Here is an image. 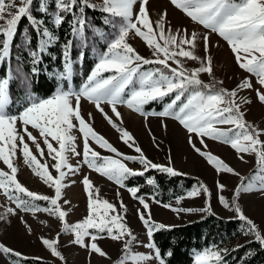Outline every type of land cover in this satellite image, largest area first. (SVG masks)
I'll list each match as a JSON object with an SVG mask.
<instances>
[{"label":"snow or ice","instance_id":"6c2138e0","mask_svg":"<svg viewBox=\"0 0 264 264\" xmlns=\"http://www.w3.org/2000/svg\"><path fill=\"white\" fill-rule=\"evenodd\" d=\"M169 3L192 25L205 31H190L186 26L171 27L167 10L153 20L149 0H100V3L93 0H0V68H4V74L0 76V164L3 165L0 167V197L4 200L0 203V221L10 223V218L16 217L29 235L33 234V228L25 215L39 219L38 214H46L57 221L60 230L53 237L41 236L40 240L60 264H67L61 251L64 235L71 236V243L86 250L89 256L98 255L107 260L111 257L99 242L107 239L119 243L122 251L114 264H167L173 253L171 250L162 253L154 237L156 232L170 230L173 226L152 220L149 201L160 204L178 217L181 213L194 212L215 215L211 205L213 194L203 182L175 197V205H181L185 199L203 195L206 204L199 209L162 203L156 194L146 199L145 195H138L141 186L127 184L132 178L142 177L145 184L157 188L155 177L148 173L156 171L169 177L186 176L187 173L171 166L170 156L168 164L162 165L145 155L135 137L122 126L121 106L145 121L150 117L159 118L165 129V120L178 122L185 130L188 145L217 175L239 177L231 200L220 194L225 186L217 181V199L234 213L232 218L242 222L243 234L253 236L264 249V233L244 214L239 204L244 194L264 195V129L245 118L242 104L252 101H238L239 91L251 89L257 100L264 104V0H169ZM86 10L102 13V25L107 30L94 25ZM25 20L27 27L20 31V24ZM65 23L69 33L61 45L62 67L57 72H48L49 78L58 82L57 87L50 97L44 98L32 90V84L41 75L44 57L56 59L50 49L60 43L57 33ZM33 34L35 47L32 46ZM212 34L227 43L235 64L255 77L259 88L249 77L233 89L218 87L224 81L218 80L214 73L210 55ZM18 38L19 43L16 42ZM136 38L150 50V57L141 55L130 43ZM101 43L103 49L97 47ZM201 45L203 55L198 54ZM86 50L93 52L95 63L83 82L74 87V67L85 60ZM25 62L30 65L28 72L23 71ZM186 62H195L199 66L189 69ZM202 74L212 82L205 83ZM14 81L23 90L19 105L22 110L15 113L11 111L10 94ZM82 101L92 104L119 133L120 141L136 155L121 152L99 134L93 127L92 113L87 114V119L82 113ZM154 102L161 104L162 110H146L145 106ZM152 139L156 141L154 135ZM206 140L229 146L243 163L248 162L247 156L253 157L254 171L248 177L241 175L208 151ZM97 149L110 155H103ZM21 159L52 195L32 191L21 183L17 164ZM129 163L140 167L132 168ZM84 166L125 189L138 202L142 210L137 209V216L144 226L146 242H140L128 226L124 202L120 200L117 207V204L101 199L99 189L87 175L81 180L87 214L74 224L68 221L69 211L65 206L71 201L65 198L64 190L69 184L76 183L71 177L81 174ZM39 223L50 226L45 219H40ZM140 246L148 251L134 250ZM240 247L242 245H237L231 251ZM229 253V249L214 245L195 252L194 264H228L226 256ZM0 258L5 264L43 259L27 257L2 242Z\"/></svg>","mask_w":264,"mask_h":264},{"label":"rangeland","instance_id":"374dc122","mask_svg":"<svg viewBox=\"0 0 264 264\" xmlns=\"http://www.w3.org/2000/svg\"><path fill=\"white\" fill-rule=\"evenodd\" d=\"M93 2L100 3V0H93ZM149 8L153 20H156L161 12L167 10L168 20L171 21V27L176 28L186 26L190 31H205L199 26L192 25L188 18H186L179 10L171 6L169 0H149ZM89 35L91 34L89 33ZM210 41V55L213 58L215 76L218 80L224 81V84L218 85V87L233 89L236 88L237 84L240 83L245 77H249L252 80L254 86L259 88V85L256 84V78L249 76V74L243 72L235 64L233 54L231 53V50L225 41L215 34L210 36ZM130 43L141 55L150 57V50L147 49V47L139 38L130 40ZM97 47L99 49H103L104 45L101 43L98 44ZM198 54L203 55L202 45ZM85 60V66L90 62L91 67L89 66V69L91 70L95 63V56L92 51L86 50ZM185 66L189 69H192L198 67L199 65L195 62H186ZM80 70L81 69H79L78 66L74 67V87H78L85 78L79 76ZM85 71L87 74L89 73L88 69H85ZM201 78L205 83L212 82L211 78H209L206 74H202ZM15 83L16 88L21 94V99H16V97L12 96L10 93L13 98V106L11 108L13 113L15 110H22L19 105L23 97L22 86L18 82ZM243 100L252 101L251 104H242V110L245 112L246 120L258 128L264 129V104H261L257 100L255 91L251 89L239 91L238 101L242 102ZM106 111L110 112V109L106 107ZM119 111L123 116L124 124L122 126L125 127L135 137L138 146L142 148L145 155L150 160L158 164L166 165L169 162L170 156L172 160L171 166H173L176 170L182 173H187L186 176L197 179L198 183L203 182V184L207 185L213 194L211 198V205L215 215L222 218L234 217L233 212L225 209L219 203L217 199L218 190L216 187V182L219 181L225 186L224 192L220 194H223L227 199L231 200L233 191L239 183V177L231 174L217 175L215 170L206 162V160L199 156L188 145L185 130L181 125H179L178 122L171 119L165 120L164 123L167 125V128L165 129L162 127L161 120L159 118L150 117L147 121H145L144 118L131 112L129 109L123 106L119 108ZM89 112H91L93 115V127L99 134L108 139L109 142L117 147L121 152L129 155H136L131 149H129L120 141L119 133L111 128L102 115L96 111L95 107L86 101H82V113L86 119ZM149 129L151 130V134L149 133ZM33 132L36 134L34 130ZM153 135L156 138L155 142L152 139ZM157 143L159 144V147L156 146ZM196 143L197 147H200L199 142L196 141ZM206 143L208 144V151L224 160L229 166L233 167L241 175L249 176L254 171L253 157L247 156L246 160L248 162L243 163L237 158L236 152L229 146L211 140H206ZM97 150L101 151V154L103 155H110V153H105L103 150ZM73 163H75V160H73ZM17 164L20 167L18 178L22 184L32 191L52 195L51 190L43 185L42 182H40L39 179L35 177L22 163V159L17 161ZM129 166L132 168L140 167L139 165L133 163H129ZM0 167H3V165L0 164ZM84 175H87L93 182L94 186L99 189V195L101 199H106L109 202L117 204V207H119L120 200L124 202V204L127 206L128 226L132 229L133 233L137 236L140 242H146L147 237L144 226L137 216V209L141 208L142 210V207L130 196V194L125 189L118 188V186H116L113 182L108 181L106 178L99 176L97 173L88 170L86 166L82 167L81 174L71 177V179L75 180L76 183L69 184V186L64 190L66 193L65 198L71 201L70 205L65 206L66 210L69 211L68 221L74 224L75 222H78L84 218L87 214V200L83 185L81 183ZM118 192L119 196H117ZM145 198L147 199L148 196L146 195ZM0 203H4L2 197H0ZM149 203L151 207L152 220L166 226H175L188 223L206 215L205 213L194 212L192 214L181 213L178 217L176 213H173L169 209L162 207L160 204L151 203V201H149ZM169 203L177 207L199 209L205 206L206 200L205 197L201 195L196 199H185L181 205H175V199ZM239 204L244 214L257 225L262 233H264V195L255 192L244 194L240 198ZM38 217L39 219L33 218L30 215H25V219L28 220L29 224L33 228L32 235L27 234L24 226L16 217H11L10 223L0 221V242L4 243L10 248L15 249L16 251L23 253L27 257H41L43 258L42 260L48 261L51 264H60L58 260L50 256L49 251L42 246L40 240L41 236L46 238L53 237L55 233L60 230V225L57 221L48 217L46 214H38ZM40 219L48 220L50 226L44 227L41 225L39 223ZM71 239L72 237L69 235H64L61 237V251L67 261V264H114V262L117 261L121 255V245L111 240L105 239L99 242L103 250L111 257V260H107L99 257L98 255L89 256L86 250L73 245L71 243ZM251 239H254V237L243 234V236L238 239L235 245ZM134 250L140 252L148 251L142 246L135 248ZM0 264H5L3 258H0Z\"/></svg>","mask_w":264,"mask_h":264},{"label":"trees","instance_id":"16d2710c","mask_svg":"<svg viewBox=\"0 0 264 264\" xmlns=\"http://www.w3.org/2000/svg\"><path fill=\"white\" fill-rule=\"evenodd\" d=\"M35 7V5H34ZM87 16L91 22L106 30L102 25V13L98 11L86 10ZM24 27H27V21H22L20 24V31ZM51 27V26H50ZM69 28L67 24L63 25L57 35L60 36V43L50 49L52 55L56 59H52L51 56L44 57L43 69L38 81H34L32 84V90L41 97H50L56 87L57 81L50 79L48 72H57L61 69V45L68 39ZM19 43V38L16 41ZM36 38L33 34L32 46L35 47ZM14 54L16 52L14 48ZM74 57L76 52H73ZM86 59V58H85ZM85 61L79 65L80 73L79 76L86 77L85 69L90 71V62L85 66ZM30 65L25 62L23 65V71L28 72ZM4 74V68H0V76ZM75 76L73 77L74 80ZM12 96L16 99H21V94L16 88L15 81L11 84ZM146 110H162V105L152 103L145 106ZM20 111L17 110V112ZM252 172V171H250ZM148 176L155 177L157 188L149 186L144 183V178L136 177L127 181L129 186H141L140 193L138 195L156 194V198L162 203H169L174 200L176 196L184 194L194 184L198 183V180L189 176L169 177L166 174H161L156 171H152L147 174ZM248 175H245L247 177ZM243 225L242 222L235 218H222L217 215H205L203 218L197 220L175 225L171 229L160 230L155 233V242L161 249L162 253L171 250L173 255L168 259L167 264H194L193 254L198 251H202L205 248H211L214 245L218 248H227L230 253L226 256L228 264H264V249L254 239L244 241L238 245H242L237 251H231L235 248V243L238 239L243 236ZM25 264H51L44 260L30 259Z\"/></svg>","mask_w":264,"mask_h":264}]
</instances>
